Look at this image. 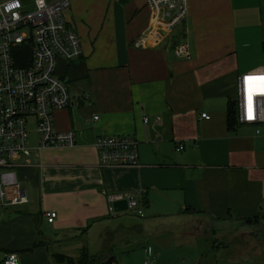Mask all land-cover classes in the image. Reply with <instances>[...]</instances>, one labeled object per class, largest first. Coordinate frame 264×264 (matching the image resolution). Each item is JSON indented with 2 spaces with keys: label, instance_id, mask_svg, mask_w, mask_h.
<instances>
[{
  "label": "crops",
  "instance_id": "crops-1",
  "mask_svg": "<svg viewBox=\"0 0 264 264\" xmlns=\"http://www.w3.org/2000/svg\"><path fill=\"white\" fill-rule=\"evenodd\" d=\"M69 1L64 18L80 39L81 56L58 61L57 76L70 94L90 100L54 113L57 131L76 134L74 148L39 152L30 144V157L16 163L29 203L0 209L7 211L0 213V256L16 253L22 264L73 248L111 254L106 236L126 229L187 245V238L207 244L213 236L215 258L223 260V230L238 226L244 242L258 243L264 124L231 127L228 107L238 100L240 77L264 71V0H187L186 18L159 39L160 20L146 0ZM181 43L189 47L188 60L174 54ZM124 135L138 141V167L99 165L95 139ZM123 192L146 201L149 221L109 222L106 196ZM51 212L57 218L49 224Z\"/></svg>",
  "mask_w": 264,
  "mask_h": 264
},
{
  "label": "built area",
  "instance_id": "built-area-1",
  "mask_svg": "<svg viewBox=\"0 0 264 264\" xmlns=\"http://www.w3.org/2000/svg\"><path fill=\"white\" fill-rule=\"evenodd\" d=\"M14 3L15 0H0V209L29 203L14 172L21 157L28 158L32 152L29 121L34 119L36 122L37 151L72 149L76 146V134L57 131L54 113L90 100L87 93L70 94L67 84L57 76L58 61L71 63L81 56L80 39L64 18L70 1L47 3L43 0L41 6L38 0H33L30 5L19 0V7L9 9L8 5ZM146 4L153 12V18L160 20L158 39L170 33L187 16V0H146ZM174 54L186 60L191 58L189 47L184 43L174 49ZM261 84H264V71L240 77L239 124H264V88ZM201 118L209 119L206 114ZM94 148L102 167H138V141L132 135L99 136ZM176 150L183 151L184 147L180 145ZM106 201L110 217L118 214L113 204L121 201L127 203L124 213L144 217L143 205L135 193H109ZM45 217L52 224L57 214L47 213ZM154 260L145 264H153ZM0 264H19V257L14 253L6 254L0 258Z\"/></svg>",
  "mask_w": 264,
  "mask_h": 264
},
{
  "label": "rangeland",
  "instance_id": "rangeland-1",
  "mask_svg": "<svg viewBox=\"0 0 264 264\" xmlns=\"http://www.w3.org/2000/svg\"><path fill=\"white\" fill-rule=\"evenodd\" d=\"M22 1H27L25 3L27 5H30V3L33 2V0ZM29 130V142L31 145L36 146V122L34 119L29 121ZM0 211V213L7 212L5 210ZM142 211L144 214V217L142 218L136 216L132 212H127L114 215L113 218L109 220V222L118 223V220H120V218H129V220H127L129 223L149 221L151 218L150 216L147 217L146 210L142 209ZM113 227L114 226H112V230ZM189 230V228L185 229V231ZM95 231L96 230L91 233L90 237L92 239L90 248H93V253L97 252L94 250H98L100 244L99 240L94 242V239L97 238ZM239 231L240 227L238 226L230 227V229L228 230L226 229L221 231L222 234L220 238L225 240L224 242H227L228 248L225 251H222L220 257L225 256L226 260L215 258V250L218 248L219 243H217V241H214L213 236L208 239L209 241L207 244L205 242L202 243L199 241H192L191 238H187L190 246L187 244H182L181 241L175 243L173 240H170L171 238L169 237V235H163L162 238H160V242L151 238H141L132 233L131 229L118 230L114 232L113 237L108 235L106 237L110 242L109 248L111 249V256L115 258V264H145V262H149L154 259L155 260L153 264H233L234 262L240 261V263L243 264V261L245 260H248L250 264H256L258 262L264 264V240L259 241L258 243L253 240L244 242L246 241V239ZM69 246H72V244ZM196 247L198 248L200 253H198ZM74 249L76 248L70 249L71 251H69L68 253H62L63 256L70 257L76 261L80 256V251L77 252ZM51 253L57 254L58 248L53 247ZM89 255L91 256V254ZM3 256H0V258H2ZM60 259V262H57L54 260L53 256L46 259L39 255L38 257H28L22 259L21 261L22 264H67L61 256Z\"/></svg>",
  "mask_w": 264,
  "mask_h": 264
},
{
  "label": "trees",
  "instance_id": "trees-1",
  "mask_svg": "<svg viewBox=\"0 0 264 264\" xmlns=\"http://www.w3.org/2000/svg\"><path fill=\"white\" fill-rule=\"evenodd\" d=\"M228 123H229V126L231 127L233 126V124H239L238 119H237V102L236 101L235 102L233 101L229 104ZM146 204H147L146 201L142 202L143 206H146ZM60 256L62 257L63 260L66 261L67 264H115L116 263L115 258L111 256V254L90 256L89 252L87 251L85 247L80 250V256L78 257L76 261L70 257L63 256V255H53V258L55 261L60 262L59 261Z\"/></svg>",
  "mask_w": 264,
  "mask_h": 264
},
{
  "label": "water",
  "instance_id": "water-1",
  "mask_svg": "<svg viewBox=\"0 0 264 264\" xmlns=\"http://www.w3.org/2000/svg\"><path fill=\"white\" fill-rule=\"evenodd\" d=\"M113 208L116 213H124L127 211V203L126 201L116 202L113 204ZM253 236L256 238L257 241L264 240V227L262 230H258L253 233Z\"/></svg>",
  "mask_w": 264,
  "mask_h": 264
},
{
  "label": "clouds",
  "instance_id": "clouds-1",
  "mask_svg": "<svg viewBox=\"0 0 264 264\" xmlns=\"http://www.w3.org/2000/svg\"><path fill=\"white\" fill-rule=\"evenodd\" d=\"M43 0H38V5L42 6ZM11 7H19V0H15L14 4L8 5V8L10 9Z\"/></svg>",
  "mask_w": 264,
  "mask_h": 264
},
{
  "label": "snow or ice",
  "instance_id": "snow-or-ice-1",
  "mask_svg": "<svg viewBox=\"0 0 264 264\" xmlns=\"http://www.w3.org/2000/svg\"><path fill=\"white\" fill-rule=\"evenodd\" d=\"M260 87H261V88H264V84H261ZM250 88H251V85H250Z\"/></svg>",
  "mask_w": 264,
  "mask_h": 264
}]
</instances>
